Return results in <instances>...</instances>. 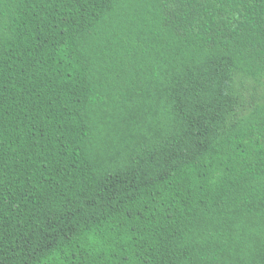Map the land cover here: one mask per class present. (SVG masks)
<instances>
[{"label": "trees", "instance_id": "16d2710c", "mask_svg": "<svg viewBox=\"0 0 264 264\" xmlns=\"http://www.w3.org/2000/svg\"><path fill=\"white\" fill-rule=\"evenodd\" d=\"M0 264H264V0H0Z\"/></svg>", "mask_w": 264, "mask_h": 264}]
</instances>
